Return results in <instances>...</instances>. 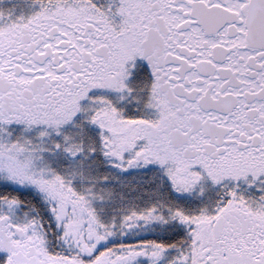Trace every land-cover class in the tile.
<instances>
[{
	"label": "snow or ice",
	"instance_id": "1",
	"mask_svg": "<svg viewBox=\"0 0 264 264\" xmlns=\"http://www.w3.org/2000/svg\"><path fill=\"white\" fill-rule=\"evenodd\" d=\"M0 264H264V0H0Z\"/></svg>",
	"mask_w": 264,
	"mask_h": 264
}]
</instances>
